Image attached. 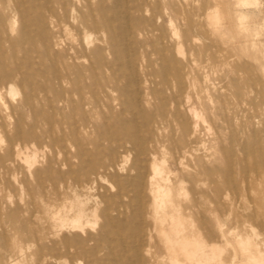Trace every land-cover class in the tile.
<instances>
[{
    "label": "rangeland",
    "instance_id": "rangeland-1",
    "mask_svg": "<svg viewBox=\"0 0 264 264\" xmlns=\"http://www.w3.org/2000/svg\"><path fill=\"white\" fill-rule=\"evenodd\" d=\"M101 1L114 26L115 4L122 3L127 29L92 31L87 46L54 1L57 17L45 20L43 28L31 23L25 42L15 32L14 48L0 25V60L14 51L0 74L20 72L3 80L16 83L19 95L4 93L0 102V154L5 156L0 158V264H48L44 258L51 254L89 264L82 249L66 252L59 242L75 233L102 232L104 221L81 233L52 223L71 196L66 184L92 183L102 166L113 162L122 166L118 176L103 175L95 193L107 201L125 195V205H109L112 226L106 222L108 234L94 248L99 261L136 264L120 243L129 248L131 234L144 230L143 264H252L251 252L264 259V223L249 217L257 210L253 198L240 197L230 180L241 160L264 159V0ZM74 4L84 8L82 0ZM2 15L15 17L18 30L12 10ZM68 42L73 56H92L97 45L108 46L103 56L110 67L93 79L79 75L83 59L75 63L80 67L71 64ZM17 125L22 136L6 150ZM153 160L169 172L171 182L183 178L176 197L181 213L176 222L183 227L178 235L171 227V259L162 236L141 221L137 203L136 169L149 171ZM36 170L45 184H57L56 190L41 192ZM34 228L41 231L39 239L29 233ZM237 230L250 244L240 245Z\"/></svg>",
    "mask_w": 264,
    "mask_h": 264
},
{
    "label": "bare ground",
    "instance_id": "bare-ground-1",
    "mask_svg": "<svg viewBox=\"0 0 264 264\" xmlns=\"http://www.w3.org/2000/svg\"><path fill=\"white\" fill-rule=\"evenodd\" d=\"M53 1L58 4V7L62 10L64 17L66 19H72L74 27L77 30L81 31L83 41L86 44L85 46L89 45L92 42V31L106 30L112 33H124L127 29V24L125 25V23H127L126 18L122 16V14L124 13V9L122 7V3L119 1L115 4L116 11L114 18L117 24L114 26L107 15L104 13L101 0L97 3H93V0H82L84 4L83 9H79L75 6V0H2L0 2V25L2 26L3 38L5 39V41H8V43L10 42L11 47L14 48L12 44V36L13 34H15V32H17L18 39L20 38V40L25 42L24 32L26 31V29H28L29 26H31V23L34 26L37 25L39 28H43V26L45 25V20L52 21V18L57 17L55 14H53ZM253 2L255 3L256 0H253ZM5 10H12V13L19 17L18 30H16L15 28V17H3L2 12ZM26 42L29 45L31 44L28 43V41ZM107 47L108 46L97 45L93 50L92 56H73L72 52L74 50L72 49V42H68L67 51H69L67 52V54L68 57L72 60L70 61L74 67L79 66L75 63H78L77 60L82 58L83 63H81L82 68L79 72V75H84L87 78L93 79L99 72L107 71L110 67L111 63L106 61L103 56L104 50H106ZM117 52H114V54L116 56H119V52ZM12 53L9 57L0 60L1 68L5 67L7 60L11 59ZM245 71L246 73H249L248 69H245ZM162 73H164V70L162 71ZM19 75L20 72L18 70L12 71L9 75L7 73L0 74V102L3 99L4 93L12 97L19 95L16 83H10L11 81L3 82L4 79L10 80L9 78L17 77ZM54 78H58L59 81L62 80L60 75L54 76ZM164 84L167 89L170 88L167 81H165ZM31 95V90H27V92H25V100L28 101ZM21 136L22 130L19 125H17L15 131L13 132V135L7 140L8 142L6 150H10L12 147V143L15 140L20 139ZM192 136L193 132L188 135V140H192ZM1 150L4 149L0 142V151ZM21 153L22 152L17 147L15 151L16 158L21 157ZM228 154L229 153L225 154V158L229 157ZM250 155L254 157L253 153H251ZM4 157L5 156H2L0 154L1 159H4ZM24 159L26 161L28 160L27 162L31 160L30 157H24ZM123 160H125V157H123L122 161ZM241 161L238 162L239 168L237 175L230 178V180L232 181L233 190L240 197H242L244 193H248L249 196L253 198L257 210H254L249 217H251L252 219H259L262 223H264V159H250L249 161L248 159H244L243 164ZM102 168V174H98L92 183L80 182L76 184H66L65 188L71 191V196L68 198V202L64 203L62 207L63 211L60 210L62 212L58 217L54 218L52 223L54 227H58V230L66 229L81 233L85 230L86 227L94 228L99 219L104 221V223L101 225L102 232H98L95 235L87 234L83 237L75 233L69 238L61 239V241L59 242L62 245L60 248H63V250H65L66 252L76 253V250H78V248L82 249L83 256L87 259V262H89V264H106L97 259V256L94 253V248L97 244V240L104 234H108V226L106 225V222L108 221L112 226L113 211L109 206L111 202L119 204V207L125 205L123 199L125 195L123 196L118 194V196H116L118 197L117 201L116 199H114V197H112L111 201H107L100 198L99 195L95 193L96 188H101L100 186L98 187L96 185L98 180L102 179L103 175L107 174H111L117 177L119 174V170L122 169V166H117V164L113 162L109 165L102 166ZM136 171L138 180L136 186L138 199L137 203L140 208V219L142 222H144L145 225L150 224L154 228V230H156V232L162 236L165 248L170 253L171 259V244L173 240V236L171 235V227L174 234L176 235L181 232L183 227V223L176 222L179 217H181V213L178 210L180 204L176 201V197H179L183 191V188L181 186L183 178L179 177L175 179L174 182H171L169 172L165 171V169L158 165L155 160L150 163L149 171H143L140 168H137ZM35 177L37 181V187L41 190V192L46 193L49 189L56 190L57 184H55L54 182L49 185L45 184L42 180V175L38 170L35 171ZM122 184L123 182L121 180H117V186L120 189L122 187ZM109 190H111V186H109ZM120 192L121 191L119 190L118 193ZM27 195L29 202L34 204V197L31 196L30 192H28ZM0 222L3 223L1 217ZM238 227L239 225H237L235 228L237 229ZM21 231L24 232L22 227ZM29 233L33 238L39 239V233H41V231L34 228L31 229ZM234 233L235 236L240 239L239 243L242 247L246 243L250 244L248 240L246 241V243L243 240L245 238H243V233L241 230H237ZM131 235L132 240L131 246H129V248L124 244V242L120 243L122 251L128 252L129 255L127 256V259L130 262L143 264L139 255V247L143 244L142 241L146 236L145 230L143 232L132 233ZM1 238L3 242V252L7 253L9 251V246L8 244H6L7 235L4 231L1 233ZM256 245L257 243L253 244V246H255L254 249L256 250V252L260 253V250L256 247ZM107 249L110 253V257L112 259H117L116 255L118 254H115L109 246L107 247ZM199 250L200 248L197 245L194 252H197ZM260 256L261 254H258V256H256L251 252L250 257L252 259V264H264V259H262V257ZM43 257L40 256V258ZM60 258L62 257H57L51 254L44 259L47 260L48 264L80 263V260L78 262L77 258H74V261L77 262H74L73 259L67 260L65 258H62L61 262H59Z\"/></svg>",
    "mask_w": 264,
    "mask_h": 264
}]
</instances>
